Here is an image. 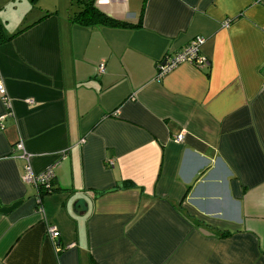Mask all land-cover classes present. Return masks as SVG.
<instances>
[{"label": "crops", "instance_id": "0c3cea01", "mask_svg": "<svg viewBox=\"0 0 264 264\" xmlns=\"http://www.w3.org/2000/svg\"><path fill=\"white\" fill-rule=\"evenodd\" d=\"M96 7L129 26L0 0V264H264V0ZM197 37L208 67L157 76Z\"/></svg>", "mask_w": 264, "mask_h": 264}, {"label": "built area", "instance_id": "2783aa9c", "mask_svg": "<svg viewBox=\"0 0 264 264\" xmlns=\"http://www.w3.org/2000/svg\"><path fill=\"white\" fill-rule=\"evenodd\" d=\"M112 1H126V0H96V6H101L104 4H108ZM227 22L224 24V27H227ZM205 40L203 38L197 37L191 40L188 45L182 49L180 52L175 54L172 57H166L164 60L157 64L156 73L157 76H162L171 70L175 69L177 66L181 64H189L196 68L202 69L208 67L209 63L207 59L200 55V48L204 44ZM99 74H103L105 72L104 66H99L97 69ZM0 95L3 97V103L8 111L10 109L9 101L4 97L3 87L0 84ZM183 137L178 136L175 138L176 143H180ZM13 151L17 152L18 157L23 159L26 164L24 166V172L22 176L23 183L31 186L35 190V203L37 207V212L39 214H44L43 208L41 207V198L44 195L50 194L53 190L52 182L54 179L53 175V167H49L40 173H35L30 165L31 155H29L22 142H18L15 144ZM109 165H112V162H109ZM47 234L53 244H55L56 240L59 237V232L53 226L47 227ZM56 245V244H55ZM58 249V247H57Z\"/></svg>", "mask_w": 264, "mask_h": 264}, {"label": "trees", "instance_id": "16d2710c", "mask_svg": "<svg viewBox=\"0 0 264 264\" xmlns=\"http://www.w3.org/2000/svg\"><path fill=\"white\" fill-rule=\"evenodd\" d=\"M81 5V10L72 17V22L82 27H94V26H110V27H123L129 26L128 24L117 22L108 18L95 6V0H77ZM141 16H139V24ZM53 190L51 191V193Z\"/></svg>", "mask_w": 264, "mask_h": 264}, {"label": "rangeland", "instance_id": "374dc122", "mask_svg": "<svg viewBox=\"0 0 264 264\" xmlns=\"http://www.w3.org/2000/svg\"><path fill=\"white\" fill-rule=\"evenodd\" d=\"M44 3L48 2V0H43ZM78 4L77 0H69V8H72V11H76L78 9ZM61 6V5H60Z\"/></svg>", "mask_w": 264, "mask_h": 264}]
</instances>
